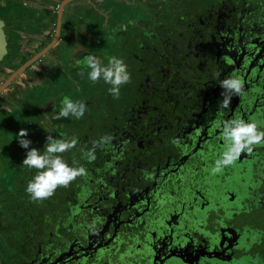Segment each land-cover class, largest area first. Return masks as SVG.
I'll use <instances>...</instances> for the list:
<instances>
[{
	"label": "flooded vegetation",
	"instance_id": "af4514ba",
	"mask_svg": "<svg viewBox=\"0 0 264 264\" xmlns=\"http://www.w3.org/2000/svg\"><path fill=\"white\" fill-rule=\"evenodd\" d=\"M87 56L124 60L119 99ZM233 118L264 131V0H0V264H264V145L211 172ZM21 129L41 153L75 137L87 175L31 202Z\"/></svg>",
	"mask_w": 264,
	"mask_h": 264
},
{
	"label": "clouds",
	"instance_id": "9594fccd",
	"mask_svg": "<svg viewBox=\"0 0 264 264\" xmlns=\"http://www.w3.org/2000/svg\"><path fill=\"white\" fill-rule=\"evenodd\" d=\"M87 67L89 80L95 84L101 79L110 87L108 92L114 98L119 99L120 89L123 85L131 82V75L127 70V65L122 58L111 56L108 58L107 66H103L101 61L94 56L84 58ZM84 75L83 72L80 73ZM219 86L223 89L221 96L223 99L218 105V111L230 108L233 96L240 95L244 90V82L239 77H229L222 79ZM88 111L86 102L73 101L68 97L62 100V107L54 117L55 119H67L69 116L81 119ZM28 132L21 129L17 134L18 143L22 148L29 149L22 161L23 166L28 169H35V176L29 180L26 193L31 202L42 203L50 199L57 188H67L77 178L87 175V170L83 166L70 167L63 159V154L77 146L78 140L73 137L70 140L56 138L52 135L46 137V147L41 153L40 150L29 148L31 141L26 139ZM221 137L224 141V151L220 158L215 161V166L211 169L212 174H218L225 167L232 165L242 154L250 155L258 145H264V131L260 130L256 122H246L242 118L224 120L221 123ZM113 137L105 135L99 140L92 141V147L81 146L82 155L89 162L96 159L95 150L103 148L111 142ZM179 145V139L173 140ZM73 164H77L74 159ZM94 227V225H93Z\"/></svg>",
	"mask_w": 264,
	"mask_h": 264
},
{
	"label": "rangeland",
	"instance_id": "374dc122",
	"mask_svg": "<svg viewBox=\"0 0 264 264\" xmlns=\"http://www.w3.org/2000/svg\"><path fill=\"white\" fill-rule=\"evenodd\" d=\"M264 248V247H263Z\"/></svg>",
	"mask_w": 264,
	"mask_h": 264
}]
</instances>
